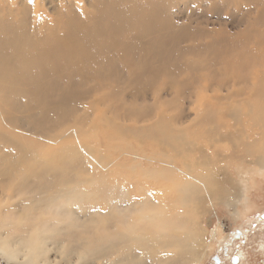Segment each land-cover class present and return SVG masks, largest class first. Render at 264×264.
Returning a JSON list of instances; mask_svg holds the SVG:
<instances>
[{
	"label": "rangeland",
	"instance_id": "374dc122",
	"mask_svg": "<svg viewBox=\"0 0 264 264\" xmlns=\"http://www.w3.org/2000/svg\"><path fill=\"white\" fill-rule=\"evenodd\" d=\"M100 1L0 0V64L57 51L51 89L0 83L1 239H38L37 264H127L139 253L119 233H151L157 209L196 235L200 264H264V0L110 1L111 19L136 5L158 14L147 57L128 52L134 33L102 20ZM70 21L124 48L90 71L72 64L56 48L73 41ZM197 176L217 186L198 205ZM160 252L148 246L142 264Z\"/></svg>",
	"mask_w": 264,
	"mask_h": 264
},
{
	"label": "bare ground",
	"instance_id": "6f19581e",
	"mask_svg": "<svg viewBox=\"0 0 264 264\" xmlns=\"http://www.w3.org/2000/svg\"><path fill=\"white\" fill-rule=\"evenodd\" d=\"M110 1L112 0H105L103 4H101V1H100L101 5L99 4L98 6L95 5L96 7H98V10H96L98 14L100 13L102 15L101 19L105 20L106 18H108L109 22L110 20L111 22L115 21L116 24L114 26L116 25L118 26L119 24L117 29L119 27H122L123 28L122 31L127 34L134 33L130 35L129 36L130 39H128L131 45V48L128 50V52H133L134 54H136V53H139L141 50L143 57H147V49L146 47L144 49L142 48V43L144 39L149 37V34L151 32L156 30L155 28L153 29L150 28L149 21H150V17L154 20V17L157 16L158 14L154 12L156 13L155 15L149 9L147 10L145 8L146 6L142 7V6L136 5L134 7H129V9L124 14H122L120 17H114L111 19ZM103 9L105 10L103 11ZM68 18L71 19L69 17V14H68ZM76 18L78 17L76 16ZM98 19L100 18L98 17ZM74 21H70L68 22V24H66V22L64 23L66 25H69L67 26L68 35L64 39L71 38L73 41L69 43V42L64 41L63 39L62 42H66L70 45H68L66 49L63 51L62 46L64 47V44L62 43V46H61L60 43H57L56 45V42H54V45L57 46L56 48L59 50V52L62 51L68 55V57L70 58V62L72 64H79L80 66L85 67L87 71H90L91 70L90 66H95L98 64H101L102 66V63H105L107 59L109 58V56H111V54L114 51H117L116 49L124 48L122 46V41H120V39H118L116 35H114V39L109 40L107 42H102V41H99L100 36L103 33L101 28L94 29L95 27L92 28L91 26L90 28L89 27L82 28L80 24H83V22H80L79 24L78 23L79 21H76V22ZM15 26L17 27V25ZM153 26L154 25H152V27ZM11 29L14 30L15 28L13 29L12 27ZM20 29H19L20 31H24V29L22 30L21 27ZM136 30H139L140 33L135 34ZM28 34L32 36V34L34 33L32 34L28 33ZM79 34H81L80 35L81 44L76 45L75 43H77V37ZM19 35L20 34H18V36L16 35L17 38L19 37ZM25 35H27V33ZM21 38H22V35H21ZM24 38L21 39L22 41L24 40V42L27 41V39H29L27 38L25 40ZM15 39H11L12 44H13V40ZM17 43L18 41L16 40V44H15L16 46H17ZM83 48H86L87 50L86 57H83L82 55ZM56 52L57 51L55 49V53L52 52V54H48L47 56H46V53H44L43 62L33 61L32 57H30L29 55L22 56L20 57L22 62L20 61L17 63V64H21L20 65L21 68L17 67V68L12 69V67H14L12 65V67L9 66L6 69L5 64H0V83L3 82L2 87H4L5 85L10 90L11 89L16 90L18 89L19 85H24L22 86V88L24 89L23 91L26 90L28 92H40L42 90L44 91L46 88L51 89L52 87L49 85V81H45L44 79H46L47 74L50 71H51V74L54 75V72L52 70H53L55 60H56ZM59 52H58V55H59ZM75 53L79 55V58H77V60L73 58L76 55ZM31 60L34 63H31ZM119 61H121V59ZM109 63L110 62H108L106 65H108ZM57 64H58V61H57ZM46 66H48V68H46ZM52 78L54 77L52 76ZM4 81H6L7 83H4ZM43 82L45 84H43ZM194 178H193L192 184L203 188L202 190L198 191L196 198H194L198 205L202 202V200H204L203 194L208 195L213 189L217 188V186L214 180H211V179L203 180L201 177H198V176ZM197 178H199V180ZM188 186H189V182L187 181L185 183V188H187ZM63 200H65L64 206L68 205V201L66 199H63ZM133 208L134 206H131L129 209L131 210ZM54 215L58 217H66V218L71 217L70 214H62L61 212H59V215L57 213H55ZM147 222L151 226V229H152L151 233H144L142 235L132 236L133 229L129 227L125 232H120L118 235L120 240L128 239L132 242V248H131L132 253H136V252L139 253L137 255H134L132 258H128L127 264H142L143 258L146 253V249L150 245H153V247L158 248L162 251H165V252H160L161 258L158 259L157 264H178L186 259H189V260L193 259L192 264H200V261H198L199 257L197 258L198 253L196 252V246H197L196 245V241H197L196 235L192 234L191 236L189 234H186V231L184 232L176 231L178 228L181 227L180 219L176 220L177 223L174 221L168 224L165 216L162 213H160L157 209H155L152 213V217L148 218ZM118 246H120L118 243H111V244H108V245H105L99 248L96 251V253L105 255L111 250V248L116 249L118 248ZM39 249H40V246H39L38 239H34L33 237H30L27 240L21 239V240L14 241V242L3 240L0 237V254H2V256L5 259L13 261L15 264H37L38 259H39V254H38ZM13 251L17 256H19L20 253L22 254L21 258H23V260L20 263H19L20 259L16 257ZM235 262H236V259H233V263Z\"/></svg>",
	"mask_w": 264,
	"mask_h": 264
},
{
	"label": "flooded vegetation",
	"instance_id": "af4514ba",
	"mask_svg": "<svg viewBox=\"0 0 264 264\" xmlns=\"http://www.w3.org/2000/svg\"><path fill=\"white\" fill-rule=\"evenodd\" d=\"M241 233V232H240ZM240 233H239V236H240ZM238 236V235H237ZM236 235H234V237H237ZM233 237V238H234ZM247 239V238H246ZM233 259H236V262L235 263H233ZM211 261L213 262V264H220L221 263V261L218 259V258H216V257H212L211 258ZM230 262H231V264H239L240 263V261H239V259L237 258V257H231L230 258Z\"/></svg>",
	"mask_w": 264,
	"mask_h": 264
}]
</instances>
